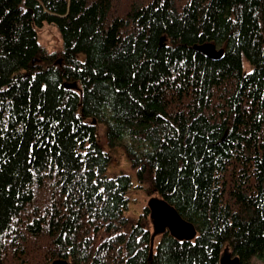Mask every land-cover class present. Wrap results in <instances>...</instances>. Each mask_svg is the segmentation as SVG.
I'll return each mask as SVG.
<instances>
[{
	"label": "trees",
	"instance_id": "16d2710c",
	"mask_svg": "<svg viewBox=\"0 0 264 264\" xmlns=\"http://www.w3.org/2000/svg\"><path fill=\"white\" fill-rule=\"evenodd\" d=\"M119 148L131 173L110 176ZM136 193L195 239L151 244ZM222 254L264 264V0H0V264Z\"/></svg>",
	"mask_w": 264,
	"mask_h": 264
},
{
	"label": "water",
	"instance_id": "95a60500",
	"mask_svg": "<svg viewBox=\"0 0 264 264\" xmlns=\"http://www.w3.org/2000/svg\"><path fill=\"white\" fill-rule=\"evenodd\" d=\"M164 39H161V42ZM194 50L210 60L218 61L221 59L224 50L217 49L212 43H205L194 46ZM65 88L76 89L75 84H66ZM95 124V121L92 122ZM149 218L152 225L151 244L154 239L165 233L178 241H192L196 237L194 226L181 218L174 207L170 206L165 200L151 198L147 203ZM51 264H68L65 260H55ZM220 264H239V258L224 255L220 259Z\"/></svg>",
	"mask_w": 264,
	"mask_h": 264
},
{
	"label": "rangeland",
	"instance_id": "374dc122",
	"mask_svg": "<svg viewBox=\"0 0 264 264\" xmlns=\"http://www.w3.org/2000/svg\"><path fill=\"white\" fill-rule=\"evenodd\" d=\"M37 41L38 44L43 47L48 53L58 52L62 48L61 37L58 29L48 24H45L41 28L37 29ZM101 137V139H104L102 135ZM120 172L128 174L131 173L124 152L122 149L119 148L113 154V160L111 162L110 167L108 168L107 174L112 176L113 174H118ZM135 197V202L131 203L129 207L130 213L134 218L141 213L143 206H147V203L151 198H156L152 196L144 197L143 195L138 193L135 194ZM157 239L158 238H156V240ZM222 255L224 256V254ZM227 256L230 257L229 254H227Z\"/></svg>",
	"mask_w": 264,
	"mask_h": 264
}]
</instances>
